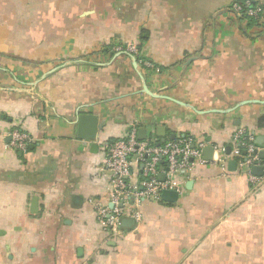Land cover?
<instances>
[{
    "label": "crops",
    "instance_id": "obj_1",
    "mask_svg": "<svg viewBox=\"0 0 264 264\" xmlns=\"http://www.w3.org/2000/svg\"><path fill=\"white\" fill-rule=\"evenodd\" d=\"M242 1L0 0V264H264V182L239 168L242 142L264 162V0L254 21L231 13ZM142 32L158 70H137L163 98L143 94L130 56L104 52ZM77 114L97 118L93 139ZM132 126L202 143L204 162L179 172L174 202L147 201L113 233L96 211L104 145ZM13 130L25 152L8 147Z\"/></svg>",
    "mask_w": 264,
    "mask_h": 264
},
{
    "label": "built area",
    "instance_id": "obj_2",
    "mask_svg": "<svg viewBox=\"0 0 264 264\" xmlns=\"http://www.w3.org/2000/svg\"><path fill=\"white\" fill-rule=\"evenodd\" d=\"M230 11L239 18L258 20L263 8L260 0H243L241 4L233 3ZM114 50L136 58L139 55L138 46L134 44L115 47ZM139 64L144 69L158 70L146 59L140 60ZM8 137V147L22 152L32 141L28 134L17 130L11 131ZM241 146L245 154L239 158V168L251 185L261 184L264 182V162L260 161L252 145L242 142ZM203 147L202 143L197 144L191 138H177L163 144L150 139L139 140L134 126L125 139L106 143L104 166L110 172L108 204L96 205L98 222L113 233L118 232L123 219L139 224L147 201L159 200L164 191L180 192L179 172L191 171L204 162L201 157ZM254 166H261V176L252 173Z\"/></svg>",
    "mask_w": 264,
    "mask_h": 264
},
{
    "label": "water",
    "instance_id": "obj_3",
    "mask_svg": "<svg viewBox=\"0 0 264 264\" xmlns=\"http://www.w3.org/2000/svg\"><path fill=\"white\" fill-rule=\"evenodd\" d=\"M125 54H127V53H125ZM127 55L131 57L132 65L137 70V66H139V64L137 63V58L130 55V54H127ZM137 73L142 80V92H143V94H146L152 98H163L161 96H158L156 94L149 92V90H148V88H147V86L143 80L142 74L138 70H137ZM165 99H168V98H165ZM169 100H171V99H169ZM171 101H174V100H171ZM176 103H178V102H176ZM77 125H78V137L80 139L85 140V141H89L96 136L97 129H98V123H97V118L95 116H93L91 114H77ZM157 132L159 135L164 134V130L162 127L158 128ZM174 137H175V135L172 134L170 136V140H173ZM138 139L145 140L146 139V133L144 131L139 132L138 133ZM164 141L165 140H162L161 143H164ZM204 155H205V159L209 160L211 158V155H212V148L211 147L206 148L204 150ZM229 166H231L233 168L235 166V162L234 161L229 162ZM252 172L254 175L261 176L262 175V168L260 166H254L252 169ZM181 173L184 174L185 171H182ZM160 178L163 179V176H160ZM177 198H178V194L174 191H164L161 194V199L165 202H174ZM35 206H36V202H35V200H33L32 210ZM131 225H133L132 220L123 219L121 221V227H128Z\"/></svg>",
    "mask_w": 264,
    "mask_h": 264
},
{
    "label": "trees",
    "instance_id": "obj_4",
    "mask_svg": "<svg viewBox=\"0 0 264 264\" xmlns=\"http://www.w3.org/2000/svg\"><path fill=\"white\" fill-rule=\"evenodd\" d=\"M248 20H249V21H254V20H252V19H248ZM143 33H144V34H143ZM141 34L145 35V32H142ZM145 39H146V35H145V38H141V39H140V42H139V44L137 45V46H138V50H139V54L141 53L142 42H143V40H145ZM119 46H121L122 48H125L126 45H123V44H120V43H118V44H114V45H112L110 48H107L104 52H106L107 54H113V53H114V48H115V47H119ZM137 60H138V61L142 60V56H141V54L137 56Z\"/></svg>",
    "mask_w": 264,
    "mask_h": 264
}]
</instances>
